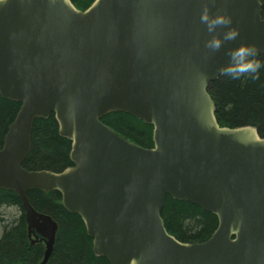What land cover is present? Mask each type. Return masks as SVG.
Masks as SVG:
<instances>
[{
	"label": "water",
	"instance_id": "obj_1",
	"mask_svg": "<svg viewBox=\"0 0 264 264\" xmlns=\"http://www.w3.org/2000/svg\"><path fill=\"white\" fill-rule=\"evenodd\" d=\"M226 14L207 30L201 16ZM238 29L213 52L206 43ZM241 43L264 54L261 0H71L0 3V95L21 104L0 150V191L18 195L32 244L53 252L58 223L32 206L57 191L110 264H264V137L221 127L209 87ZM126 113L153 127L144 148L102 122ZM54 115L72 166L29 171L34 123ZM218 218L203 243L172 236L167 197Z\"/></svg>",
	"mask_w": 264,
	"mask_h": 264
},
{
	"label": "trees",
	"instance_id": "obj_2",
	"mask_svg": "<svg viewBox=\"0 0 264 264\" xmlns=\"http://www.w3.org/2000/svg\"><path fill=\"white\" fill-rule=\"evenodd\" d=\"M81 11L95 0H71ZM262 14L264 17V0ZM264 59V54H261ZM216 105V117L221 127L253 126L264 137V70L260 79L233 80L223 74L209 87ZM21 104L0 95V150L10 124L19 113ZM102 122L117 134L144 148H153V127L126 113L105 116ZM71 142L61 137L59 125L52 114L34 123L32 148L23 162L29 171L49 170L62 172L72 166ZM32 206L40 213L51 216L59 225L56 243L47 264H110L107 258L98 257L93 250V239L88 235L80 216L68 212L59 192L38 189L27 194ZM4 206L20 208L22 216L10 226H5L0 239V264H40L45 255V245H31L28 238L25 211L18 195L0 191V209ZM162 218L168 232L184 243L206 242L218 227V218L185 201L167 197ZM1 221V214H0Z\"/></svg>",
	"mask_w": 264,
	"mask_h": 264
},
{
	"label": "clouds",
	"instance_id": "obj_3",
	"mask_svg": "<svg viewBox=\"0 0 264 264\" xmlns=\"http://www.w3.org/2000/svg\"><path fill=\"white\" fill-rule=\"evenodd\" d=\"M202 22L206 23L209 32H215L219 25H230L231 17L226 14H218L209 17L208 8L205 7L201 16ZM239 35L238 29L229 28L223 34V38L213 36L206 43V47L213 52L219 51L223 42L235 40ZM228 64L220 69L221 73L229 76L233 80L247 78L251 80L260 79L261 72L264 70V59H261L259 49L254 44L241 43L238 47L228 50Z\"/></svg>",
	"mask_w": 264,
	"mask_h": 264
},
{
	"label": "rangeland",
	"instance_id": "obj_4",
	"mask_svg": "<svg viewBox=\"0 0 264 264\" xmlns=\"http://www.w3.org/2000/svg\"><path fill=\"white\" fill-rule=\"evenodd\" d=\"M1 221H0V239L4 234L5 226H10L20 219L22 212L20 208L13 206H4L0 209Z\"/></svg>",
	"mask_w": 264,
	"mask_h": 264
},
{
	"label": "snow or ice",
	"instance_id": "obj_5",
	"mask_svg": "<svg viewBox=\"0 0 264 264\" xmlns=\"http://www.w3.org/2000/svg\"><path fill=\"white\" fill-rule=\"evenodd\" d=\"M3 2V0H0V3H2Z\"/></svg>",
	"mask_w": 264,
	"mask_h": 264
}]
</instances>
